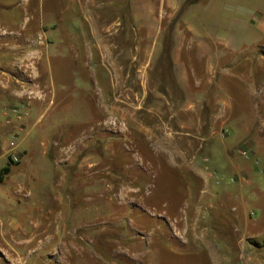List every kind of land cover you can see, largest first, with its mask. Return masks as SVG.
Returning a JSON list of instances; mask_svg holds the SVG:
<instances>
[{
  "label": "rangeland",
  "instance_id": "obj_1",
  "mask_svg": "<svg viewBox=\"0 0 264 264\" xmlns=\"http://www.w3.org/2000/svg\"><path fill=\"white\" fill-rule=\"evenodd\" d=\"M256 3L133 0L131 14L130 0H0V20L2 14L21 20L32 10L45 14L44 24L38 15L35 38L21 33L16 75L22 118L7 125L6 139L9 146L15 142L20 161L8 156L14 171L0 181V217L7 201H39L58 212L52 224L26 225L38 236L33 246L49 252L32 260L264 264V176H258L246 208L256 216L248 230L255 240L241 239V204L236 211L223 190L226 184L234 188L238 167L253 160L237 154L245 123L255 117L261 128H252L259 157L253 165L264 168V116L257 108L254 114L255 104L237 86L239 42L253 40V30H242L238 20L252 26ZM51 22L55 31L46 30ZM73 25L79 30L71 31ZM255 53L254 44L246 49ZM34 103L46 108L39 121L40 113L23 115ZM225 117L230 137L215 143L224 147V141L232 156L221 149L207 157L202 135H219ZM37 126L28 147L20 146ZM199 170L213 176L214 188L204 185L209 194L198 203L192 188L201 183L192 175ZM163 184L177 190L188 184V203L148 205L162 196ZM188 238L189 248L175 247Z\"/></svg>",
  "mask_w": 264,
  "mask_h": 264
},
{
  "label": "crops",
  "instance_id": "obj_2",
  "mask_svg": "<svg viewBox=\"0 0 264 264\" xmlns=\"http://www.w3.org/2000/svg\"><path fill=\"white\" fill-rule=\"evenodd\" d=\"M130 4V13L133 14V0H130ZM256 4L259 5V8L256 14L251 16V19L253 20L252 26L249 24V21H244V18L238 20L242 30H246L245 28H247L249 31L253 30V40L249 42L244 39L243 42H239L240 46L243 45V47H240L243 49V62L238 64L237 67V86H239L241 89L244 88L248 97L251 99L252 104H255L254 114L256 115L255 111L257 108L259 114L261 113V115L264 116V0H257ZM32 11L33 12L31 13L26 12L24 14L23 20L15 19V17L10 14H2L3 17L0 20V140L2 139L3 142V146L0 148V171L8 167L10 169L8 175L14 170L12 169V166L8 160L10 146L9 144L7 145L8 140L6 139L9 138L8 131H10V128L7 125H9L12 120L15 122V117L17 118L15 111H18L22 99L21 90L18 87L19 80L17 79L18 77L16 75V70H19L22 60L21 33L24 32V38H35L38 15L42 19V23L44 24L45 22V19L43 18L45 14L43 13L42 9L39 13L38 11ZM50 26L51 28L47 27V31L56 30L55 26L52 25V22ZM78 27L80 28V26ZM78 27L73 25L71 31L79 30ZM52 36L53 35H51V37ZM46 39L51 38L48 35ZM253 44L255 46L256 53L253 55L246 54V49L249 48V46H253ZM45 57L46 55L44 57H40L39 60L41 61L43 58L42 61L44 62ZM174 61L177 63L179 60ZM241 83H243V85ZM34 104L35 105H29L30 110L28 113L25 111L24 115L29 118H34L37 113H40L37 120L39 121V119L46 112V108L41 109V105L39 103ZM261 109H263V112ZM227 124L228 117H225L224 121L222 122L224 130H222L219 135L213 136L211 131L208 130H206L202 135L201 140L203 141V144L206 145L205 150L202 151H204L207 157H213V154H216L213 152L219 151L221 149L224 150L225 156H232L229 149L225 148L224 141H222L224 147H220L215 143L217 137L221 136L222 139H228L230 137V135L225 130ZM245 125L247 126V130H245V139L241 140L242 142L238 147H240V151H246L249 155H251V159L253 160H249L247 165H245L246 163H242L243 165L238 167L239 174L236 178V186L234 188H230L229 185L226 184L223 185V190L226 193L225 197L227 200L232 202L235 200L236 206L234 207H236V211L239 210V206L237 205L238 202L241 204L242 210L239 217L243 222H245L244 235L241 237V239L255 240L254 234L248 230H250L251 226L255 225L256 216H253V213L247 214L246 208L251 199V189L254 191L257 187L256 181L258 176H264V168L262 167L260 169L259 167H255L253 165H258L256 162H258L259 157L253 151L256 141L252 138V128H255V126L261 128V124L260 121H258V117H255L253 118L252 122L249 124L245 123ZM39 129L40 127L37 126L36 130H29L22 138L20 146L22 145L24 148L28 147V143L30 142L29 140H32L37 136V134H39ZM240 151L237 156H242L240 155ZM41 154V157L47 155L46 152H42ZM230 160H232V158ZM226 168L231 169L230 163H227ZM255 174L257 177L256 179H253ZM192 176L193 179L195 178L196 181L201 183L199 188H192V191L198 195L196 196V199L199 203V201L204 199L202 198V194H209V188L205 187L209 182L211 186L210 188H214L212 185L213 176L210 173H207V171L201 172L200 170L197 172V174ZM181 187H179L181 189L177 190L174 187H170L165 184L160 185L158 192H161L162 196L155 195L152 199H149L148 205H160L161 209H163L164 203L167 206H171L175 202H180V205L188 203L189 200L187 193L190 191V187L188 184L181 185ZM44 188H51L50 191H54L53 186H45ZM226 191L230 192L228 193ZM205 197L208 198L209 195ZM209 200L210 198L208 201ZM207 202L205 203V207ZM211 207L213 208L214 205ZM4 213V217H0V264H40V261L42 262V260H32V256L35 254H40V256H43L49 254V252L47 253L45 248L33 246L38 236L36 233L29 234L25 230L26 225L30 224L35 226L36 224L40 223L52 224L54 222V217H58V212L53 211L51 205H42L39 201L29 203L21 201H7ZM246 230L248 232H245ZM190 245L191 243H189L188 238L186 243L178 242L175 247L185 250L186 248H189ZM243 255L244 254H242V256Z\"/></svg>",
  "mask_w": 264,
  "mask_h": 264
},
{
  "label": "built area",
  "instance_id": "obj_3",
  "mask_svg": "<svg viewBox=\"0 0 264 264\" xmlns=\"http://www.w3.org/2000/svg\"><path fill=\"white\" fill-rule=\"evenodd\" d=\"M15 113H16L18 119H21V118H22V114L19 112V110H18V111H15ZM23 115H24V114H23ZM10 146H11V148H10V153H9L10 161H11L12 163H18V162L20 161V157H19V155L15 152V146H16L15 142H12V143L10 144ZM240 155H242V156H247L248 153H247L246 151L241 150V151H240ZM256 163H258V162H256ZM215 178H216V180L219 182V179H220L219 176H218V175H215Z\"/></svg>",
  "mask_w": 264,
  "mask_h": 264
},
{
  "label": "trees",
  "instance_id": "obj_4",
  "mask_svg": "<svg viewBox=\"0 0 264 264\" xmlns=\"http://www.w3.org/2000/svg\"><path fill=\"white\" fill-rule=\"evenodd\" d=\"M9 171H10V169L7 167V168H5L3 171H2V174L0 175V181H1V179H2V177H3V175H7L8 173H9ZM224 231L223 232H220V234L222 235V236H225V237H227V235H226V233H224ZM219 234V235H220Z\"/></svg>",
  "mask_w": 264,
  "mask_h": 264
}]
</instances>
